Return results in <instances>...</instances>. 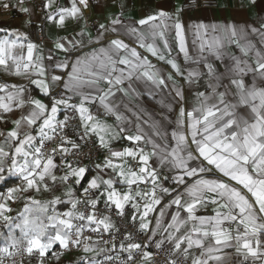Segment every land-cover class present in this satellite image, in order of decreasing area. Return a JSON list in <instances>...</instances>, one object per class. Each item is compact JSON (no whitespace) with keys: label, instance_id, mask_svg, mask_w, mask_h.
<instances>
[{"label":"snow or ice","instance_id":"1","mask_svg":"<svg viewBox=\"0 0 264 264\" xmlns=\"http://www.w3.org/2000/svg\"><path fill=\"white\" fill-rule=\"evenodd\" d=\"M80 6L87 8L88 0H78V3L77 0H71L70 7L60 8L59 22L62 23L66 16L75 18L82 15ZM4 7L7 9L9 5ZM43 7H50V3L46 0ZM19 10L30 11L29 8ZM47 19H53V15L49 14ZM121 30L136 37L140 48L170 65L176 75L189 82L199 80L205 71L198 68L185 71L177 62L179 55L183 54L185 62L192 61L197 65L203 63L207 74L206 86L211 91L207 94L197 93L198 106L190 110L180 104L174 127L154 121L149 127L151 135L145 133L139 124L135 126L137 134L131 135L126 128L120 127L119 133L113 134L112 139H126L133 143V147L114 150L110 142L99 134L106 132L109 126L94 117L86 105L95 104L98 100V110L102 108V114H112L117 121H123L125 117L117 114L118 109L110 97L114 98L117 93L128 95L129 90H133V78L157 86L166 85V81L172 79V73L164 77L136 47H131L119 36L106 35ZM173 30L178 49L176 57L172 56V45L166 38V33ZM252 33L259 35L260 41L257 43L264 42V25L260 29L253 28L249 33L231 25L222 27L197 23V39L193 43L199 41V54L193 59L185 41L186 26L179 15L173 20L168 12L161 9L128 25L113 18L107 24L99 25L96 42L101 46L88 54L82 51L84 44L81 41H69L72 49L81 50L77 53L58 42L55 47L65 52V60L54 61L49 54V66L69 70L64 76L52 74L49 77L43 64L44 57L35 55L37 45L32 42L25 44L23 41L27 38L17 30L0 28V66L6 71L11 68L13 75L41 77L31 79L30 84L51 97L49 108L41 100L31 98L21 85H0V92L5 93L0 95V110L3 113L11 112L13 107L22 110L20 117L13 121V129L4 137V143L10 145L9 149L6 151L3 143H0V179L4 178L3 173L7 171L21 181L19 185L9 188L6 196H0V225L8 230L4 240L6 246H0V264H4V258L15 255L10 249L19 251L25 244L24 251L31 255L34 250H38L41 258L56 242L62 248L83 243V251L89 252L93 250L89 243L91 236L83 235L85 229L92 233H99L101 229L110 233L114 227L109 216L98 217L95 211L98 197L84 201L72 199L74 193L69 189L66 195L70 198L68 203L72 205V210L61 214L52 207L53 214L49 215L50 207L62 202L60 198L41 202L29 195L41 188L50 191L48 180L53 183L57 180L66 182L74 177L76 184H80L88 170L86 167L74 168L71 162L64 159V153L79 147L75 140L67 137H62L61 144L45 156L44 143L54 138L50 133L56 134L58 130L62 132L68 125L67 115L64 120L57 118L61 106L64 110L70 109L79 114L84 129L79 139L97 135L100 146L109 152L103 164L95 165L99 170L98 175L88 181V187L83 189L84 194L87 196L92 190L99 191L103 185L104 190L100 194L106 197V208L111 209L114 205L117 215L123 216L125 205L131 204L132 221L138 217L139 230L151 233L145 236L144 243L125 245L121 242L120 249L129 253L128 260L134 258V250L150 246L147 242L152 241L157 234L161 218L171 206H176L177 210L171 213V220L164 228L166 237L154 241L156 249H161L167 239L173 242L170 255L180 251L186 243L187 247L182 251L187 259L190 249L196 247L200 249V254L192 257V264H226L231 258L226 249L230 248H234L235 254L242 257L238 264H244L249 257L254 260L264 257V43L260 47L253 44L250 39ZM158 38L162 46L157 45ZM149 40L151 42H147ZM225 42L229 46L235 44L240 54L229 52ZM210 58L221 60L224 72H218L214 64L209 62ZM46 79L62 83L71 95L61 94L56 98ZM126 80L129 83L125 88ZM102 83L107 85L106 89L100 86ZM175 95L183 99L179 89ZM73 97H79L78 104L69 102ZM38 122L39 127L33 135L32 129ZM37 136L40 137L39 146L34 143ZM140 142L151 146L150 154L145 152L144 147H139ZM65 144H70L71 148L65 147ZM57 152L61 153L60 165L54 162ZM150 157H156L161 168L175 173L163 178L171 179L175 188L163 186L157 169L150 166ZM115 158H131L135 163L128 164L125 171L124 165L114 163ZM58 167H67L68 171L57 177L53 170ZM117 168L120 170L117 171ZM108 169H112L115 176L103 179L102 173ZM116 183L125 185L127 191L118 192L114 187ZM141 183L150 184V190L140 189ZM157 191L161 193L160 196ZM165 195L171 197L167 204H163ZM18 196L25 199L23 209L17 217L6 214L12 211L7 200H14ZM78 203H84L94 211L87 215L78 212ZM209 205L213 206V215H197L198 208H207ZM157 206L161 207L154 217L156 227H150L152 221L149 216L156 212ZM182 212L186 213L183 218ZM73 220L84 223L74 224ZM188 225V231L178 235L181 228ZM16 229H19V237L15 235ZM52 231L54 235L50 234ZM125 238L131 239L130 235ZM115 247L113 243V249ZM100 251L103 253L107 250ZM152 255L144 251L142 259L151 260ZM112 259L111 256H105L106 261ZM81 260L83 264H98L95 257H82ZM168 264H177V261L169 259Z\"/></svg>","mask_w":264,"mask_h":264},{"label":"crops","instance_id":"2","mask_svg":"<svg viewBox=\"0 0 264 264\" xmlns=\"http://www.w3.org/2000/svg\"><path fill=\"white\" fill-rule=\"evenodd\" d=\"M13 1L14 0H0V8L4 7L6 4L11 5ZM47 2L50 3V7L44 8L43 14L40 13L38 6L34 3L29 1L22 3L19 6V9L29 8L30 11L22 12L18 10V12L14 13L9 19L1 20L0 23L2 24V26L0 28L17 30L20 34L27 38L23 41L25 44H27L28 42H32L37 45V47H40V51L35 50V55H42L44 57L43 64L46 69V75L49 77L52 74L64 76L69 70L55 69L54 67L49 66L51 63L48 60L49 54H51L52 57L53 54H58L57 58L53 57L54 61L58 62L65 60V52L58 50L55 47L58 42H62L64 43L66 48L72 49V45L71 43H69V41H81L84 44V49L82 51L84 52V54H88L92 49H98L101 46V44H98L96 42L99 25L107 24L113 18H118L122 20L125 25H128L134 24L135 21L146 18L149 15H153L159 12L161 9L168 12L172 16L173 20H175L177 15H179L180 20L186 26L185 41L189 49V54L193 57V59H195L199 54V41L197 40L196 44L193 43V41L197 39L195 36V25L197 23H204L205 25L209 26L219 25L222 27L225 25H231L237 30L243 29L249 33H251V30L253 28L260 29L261 26L264 25V0H217V8H200L191 12L181 11V4L183 0H91V16L96 21V23L90 26H86L84 24L83 14L75 18L66 16L62 23L59 22L60 17L58 14V10L60 8L70 7L71 0H47ZM178 9L180 10L179 12L177 11ZM49 14L53 15V19H47V16ZM136 26L139 27L138 25ZM143 30L147 31V29ZM201 31L203 32V30ZM40 35H43L45 37L46 41L44 43L39 40ZM106 35L111 37L119 36L131 47H136L143 56H147L151 64L155 65L156 70L164 77H167L169 73H172V79L167 80L166 85L160 86L152 85L150 82L146 83L145 80H136L133 78L131 84L134 91L129 90L128 95L117 93L114 98L110 97L109 99L118 109L117 114L125 117L123 121H117L115 115L112 114H105V116L102 117L93 115L94 117L98 118L101 123L109 126L106 132H100L99 134L103 135L105 137V140L110 142V147L112 149L122 150L124 147H133V143L126 139H112L113 134L119 133L120 127L126 128L128 134L130 135L137 134L135 129L136 124H139L141 128H143L144 132L149 135H151V133L149 132L150 124L154 121L163 122L164 126L172 125L174 127V122L179 111L180 104H183L187 109L190 110L191 108L198 106V101L196 98L197 93L204 92L207 94L211 91L206 86L207 74L206 70L204 69L203 63L197 65L192 61L185 62L183 54L179 55V59L177 62L185 71L193 68H198L205 71V75L200 77L199 80L195 82H189L187 79L176 75L174 70L171 69L170 65L163 61H159L156 57H153L150 53H148L146 49L140 48L138 42L136 41V37L130 36L122 30L118 33L109 32ZM166 38L172 45V56L176 57L178 49L175 43L174 30L166 33ZM250 39L251 42L257 47H260L261 44L264 43H257L260 41V37L255 33H252ZM147 42L151 41L149 40ZM104 43L106 44V41H104ZM156 43L158 46H162V41H160L159 38L157 39ZM225 46L228 48L229 52L238 55L240 54L235 44L229 46L227 45V42H225ZM80 51V49H72L73 53H77ZM205 55L208 54L205 53ZM209 62L214 64L218 72H224V63H222L221 60L210 58ZM118 67L123 66L119 65ZM0 76H2L9 83V85L16 84L22 86V84L27 83L29 85L27 94L30 95L31 98L41 100L50 108L51 101L49 100L48 96H45L38 87L30 84L31 79H41V77L33 75L31 77L25 78L24 76L13 75L11 74V68L6 71L3 66H0ZM46 83L49 84L50 89L60 87L66 92V90L63 88L62 83L57 84L56 82H52L50 79H46ZM128 83L129 81L127 80L124 82L125 88L127 87ZM100 86L104 89L107 88V85L104 83H102ZM177 89L182 92L183 99L176 97L175 91ZM113 91L116 90L113 89ZM0 95H5V93L0 92ZM73 100L75 104L79 103V97H74ZM86 107H89L90 110L92 107L98 108V100L95 104H87ZM21 112V109H17L15 107H13L12 111L9 113H3L2 110H0V143H3V147L6 151L9 149L10 145L9 143H4V137L8 131L13 129V121L20 117ZM60 114L61 111L57 114L58 119L60 117ZM145 121H148V123H145ZM40 122H38L37 125L33 127V135L36 134V129L39 127ZM93 136H95V138L99 142L98 136ZM34 143L37 146L39 145V136H37ZM139 147H144L146 153H151L150 145L145 146L143 142H140ZM104 161L105 159L97 161L85 173V176L81 179V183L83 185H88V181L92 177L98 175L99 170L95 168V165L103 164ZM114 163L124 165L125 171L127 170V165L125 163L116 162L115 159ZM149 163L151 167L157 169L158 175L160 176L164 187L169 189L175 188V184L171 179H163L165 176L171 177L175 174L174 172L168 170L167 168H161V166L159 165V160L156 157H150ZM119 170L120 169L117 168V171ZM53 171L54 175L60 177L66 174L68 168L65 167V169L62 170V168L58 167ZM3 176L4 178L0 179V183L5 181L7 177L14 179L15 182L9 188H13L16 185H19L21 182L16 175L10 174L7 171L3 173ZM114 176L115 173L112 169H108L107 171L102 173L103 179H108ZM72 179L75 181L74 177ZM47 183L49 185L50 191H44L43 188H41L40 191H33L29 193V195L41 202H47L52 200L53 198H60L62 202L51 207H54L56 210H62L64 212L70 211L69 209L71 204L68 203V200L70 198L68 195H66V193L69 191V189H71L74 193L73 197H71L72 199H78L79 196L78 191L75 190L74 184H71L68 181L63 182L59 180H57L56 183L48 180ZM114 187L120 193L127 191L126 186L120 183H116ZM9 188L3 191L1 193V196H6L7 190ZM103 190V185H101L99 191L94 190V198L98 197V201L101 202H105L106 200V197L100 194ZM157 195L160 196L161 193L157 191ZM170 199V196L165 195L163 197V204H167ZM185 199H187V197H185ZM21 202H25L23 196H18L14 200H7L9 206L13 205L14 203L20 204ZM60 206H64V208L60 209ZM161 206H157L156 212L150 214L149 219L152 221L150 227H156L154 217L158 214L159 207ZM125 208H127V210L125 211V217L127 219H131L133 212L131 204L125 205ZM176 210V206H171L170 208L165 210V215L161 218V227L157 229V234L154 235L153 238H157L158 240H160L166 237L167 233L164 232V228L171 220V213L175 212ZM6 214L13 216V213ZM213 214V206L211 205H209L207 208L200 207L197 211V215ZM181 216L182 218L185 217L186 213L182 212ZM137 221H139L138 217ZM111 223L113 224L112 221ZM189 227L190 225L182 227L178 235H184L188 231ZM170 231L175 230L171 229ZM161 233H163V236L161 235ZM148 234L151 235V233ZM262 239H264V237H262ZM89 243L93 248L92 251H98L102 249L97 242ZM164 244L170 250L173 247V242H170L167 239L164 240ZM184 247H187L186 243L182 245V249L180 251L171 253L172 256L175 257L180 253H183L182 250ZM81 250H83V248ZM226 252L231 254V258L227 260L228 264H238V261L242 260V257L235 254L234 248L226 249ZM199 254L200 249L193 247L192 249H190L188 258L192 262V257L198 256ZM262 261H264V257H261V259L259 260H254L252 257H249L248 260L244 262V264H262Z\"/></svg>","mask_w":264,"mask_h":264},{"label":"built area","instance_id":"3","mask_svg":"<svg viewBox=\"0 0 264 264\" xmlns=\"http://www.w3.org/2000/svg\"><path fill=\"white\" fill-rule=\"evenodd\" d=\"M29 1L34 3L38 6L39 11L41 14L44 12L43 3L46 2V0H22V3ZM21 0H14L11 5L6 9L5 7L0 8V21L1 20H7L9 19L14 13L18 12L19 6L22 4ZM78 3V0H77ZM81 7V12L83 14L84 18V24L86 26H90L96 23V21L91 16V0H88V7L84 8ZM218 7L217 0H183L181 4V11L182 12H191L198 10L200 8L205 9H214ZM39 40L41 42H45L46 39L43 35L39 36ZM40 47L36 48V51H40ZM54 58L58 57V54H53ZM8 84L9 83L0 76V85ZM22 86L26 89V91L29 90V85L27 83L22 84ZM53 95L56 98H59L61 94H65L66 96L71 95V93L65 92L62 88L57 87L51 89ZM49 100L51 101V97H49ZM74 98V97H73ZM73 98L69 101L70 103H74ZM91 114L94 116L102 117L105 116L102 109H99L97 107L91 108ZM65 115L69 117L68 125L67 127L60 132L56 134L50 133V135H53L54 138L50 141H45L43 151L45 153V156L50 152L51 149L57 148L58 145L61 144L62 137H67L69 139L75 140L76 144L79 146L77 149H73L70 152L64 153V159L68 162H71L72 167H86L88 170L97 162L100 160L105 159L106 156L109 155V152L106 148H103L100 146V143L97 141L95 136L91 137H84V139H79L78 136L83 133L84 129L81 127V122L79 118V114L74 112L73 110H64L63 106H61V114L58 120H64ZM112 117V116H109ZM40 144V143H39ZM39 146V145H38ZM65 147L71 148L70 144H65ZM116 162L119 163H125L128 164H134L135 162L131 160V158H125L124 160H121L120 158H115ZM54 161L57 163V165L61 164V153L57 152L54 157ZM62 170L65 169V167H60ZM138 168V165H137ZM87 170V171H88ZM86 171V172H87ZM69 183L74 184L75 190L78 191V199L77 200H88L90 198H94V190L89 193V195H85L83 192V189L88 187V185H83L82 183L76 184V182L70 178L68 180ZM150 184H144L141 183L139 185V188L143 191H148L150 189ZM135 193V189L133 191V194ZM55 209V208H54ZM72 210V205L70 206V209ZM127 208H125V211ZM76 211L83 212L85 215L93 212L94 210L90 206H86L84 203H78L76 207ZM98 217H102L104 215H107L110 217V220L113 222L114 227L109 232H103L101 229V232L99 233H92L85 229L83 235L84 236H91L90 242H97L99 246L103 249H106L105 254L95 257L98 261V264H168V260H176L177 264H192L191 260L187 257L185 259L184 254L180 253L177 256H172V254L169 255L171 250L166 247L165 244H163L161 249L155 248L154 241L158 240L157 238H152V241H149L147 243L150 244V246L146 249L142 248L139 251H133V259L128 260V252L121 251L120 244L123 242L125 245L128 243H144L145 242V236L149 235L148 233L142 232L139 230V221H132V219H127L125 215L118 216L116 213V210L113 208L107 209L105 206V202L98 201L96 205V210ZM56 213H64L62 210H56ZM49 215L53 214L52 207H50ZM61 218H65L62 217ZM74 224H80L84 223L82 221L73 220ZM95 225H93L94 227ZM126 235H130L131 239H126ZM75 238V237H73ZM113 243H115L116 247L113 249ZM26 245L22 246L19 251H16L15 249H10V251L15 252V255L12 257H6L4 258V264H23L24 262H35L41 264L46 263L50 259L64 254H73L78 251H80L83 248V243H81L80 246H72L69 245L67 248H62L60 244H58L57 247L52 246L50 250H47L45 253V256L43 258L40 257L39 251L34 250L33 253L30 255L26 251H24V248ZM144 251L151 252L152 258L151 260H144L142 259ZM105 256H111L113 257L112 261H106ZM226 264H228L226 262Z\"/></svg>","mask_w":264,"mask_h":264},{"label":"trees","instance_id":"4","mask_svg":"<svg viewBox=\"0 0 264 264\" xmlns=\"http://www.w3.org/2000/svg\"><path fill=\"white\" fill-rule=\"evenodd\" d=\"M1 26H2V24L0 23V27ZM5 181L0 183V196H1V193L3 191H5L7 188H9L11 185H13V183L15 182L14 179L10 178V177H7L5 179ZM59 208L62 209V208H64V206H60ZM13 217H15V216L13 215ZM50 234L54 235L55 232L52 231ZM15 235L17 237H19V235H20L19 229L15 230ZM7 236H8V230L6 228H4L2 225H0V246H6L4 244V240H5V238H7ZM44 239H46V238H44ZM58 244L59 243L56 242L55 245H53V246L57 247ZM103 254H105V252L102 253L100 250L89 251V252H84L83 250H80V251L73 253V254H64V255L56 256L44 264H83V262L81 260L82 257L91 258V257H98V256H101ZM23 264H39V263L24 262Z\"/></svg>","mask_w":264,"mask_h":264},{"label":"rangeland","instance_id":"5","mask_svg":"<svg viewBox=\"0 0 264 264\" xmlns=\"http://www.w3.org/2000/svg\"><path fill=\"white\" fill-rule=\"evenodd\" d=\"M24 203L25 202H21L20 204L19 203H14L13 205H11V209L13 208V212H10L9 214L13 213V215L15 217L18 216V214L21 212V210L23 209V206H24ZM18 222V221H17ZM20 236V235H19Z\"/></svg>","mask_w":264,"mask_h":264}]
</instances>
